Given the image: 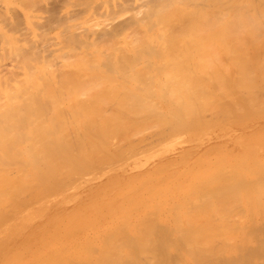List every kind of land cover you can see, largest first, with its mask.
<instances>
[{"label": "bare ground", "instance_id": "bare-ground-1", "mask_svg": "<svg viewBox=\"0 0 264 264\" xmlns=\"http://www.w3.org/2000/svg\"><path fill=\"white\" fill-rule=\"evenodd\" d=\"M53 1L55 2V0H0V219L3 218L4 224L7 222L5 225L9 223L8 220L13 225L15 222L12 221L13 218L16 219V215L24 207L28 210L24 209L25 213L32 210L33 214L36 212L35 216L39 215L45 202L51 200L47 198L51 197V194L54 196L52 192L61 188L58 186L65 187L69 184L72 187L77 184L75 182L80 180L76 177L81 175L82 170L74 177L76 172L68 169L71 168L69 164L73 161V156L77 157L72 162L74 165L78 164L77 168L80 169L81 165L82 169L90 167L89 160L100 155H95L98 148L105 153L104 155H107L110 145L111 151L117 148L123 132L114 130L129 128L126 129L129 133L121 129L128 135H122L124 138L121 136L123 142L118 145V151L115 150L123 151V156L121 152L120 156L114 153L116 157L123 158L124 153L127 156L135 155L149 147L138 142L139 134L144 135L153 128L152 140L156 136L157 140L159 134L166 135L164 130L168 126V129L172 130L174 126H178L176 124L183 127V122H186L188 117L194 118H191L194 120L193 124L198 126L204 123L201 115L199 117V113L202 114L203 111H211L209 114H213L212 118L210 117L213 122L209 128L244 130L260 125L259 121L250 124L249 118L245 116L253 114L255 110L264 111L262 108L264 75L260 74H264L261 72L264 69V0H61L57 7L60 11L57 12L56 9V15L53 9L57 1L54 6ZM215 47L218 50H214ZM219 49L221 53L218 55L215 51ZM185 52H190V56ZM196 53H200L201 56L203 54V58H199L200 54ZM222 53L224 57L221 56ZM197 57L201 62L204 61L202 65ZM224 58L229 60L227 69L230 68L229 64L230 66L233 64L231 73L236 70L235 74L227 72L225 69L227 62L223 61ZM215 61L222 66L224 64L225 71ZM196 62H199V67ZM221 70L225 73L224 76ZM214 71L217 73L212 78ZM210 77L211 81L208 82ZM205 80L208 83L204 84ZM230 81L232 83L236 81L235 86L229 84ZM230 85L234 89L231 87L230 89ZM211 87H216L213 90H218L217 94L220 95L213 92L211 94L208 90V88L212 90ZM209 93L216 96L215 99H219L215 100L211 96V104L209 101L206 103ZM159 95L162 99L158 97ZM153 96L158 97L160 101L168 96L172 99L166 100L172 101L168 103V107L173 103L171 104L173 107L177 104L176 109L174 107L172 112L170 106L167 114V106H164L163 102V107L159 106L158 109V105L161 104L157 99L153 100ZM200 97L206 100L203 101ZM191 98H196V103L198 98L199 108L202 107L200 106L202 101L208 104L209 108L203 105V109H198V105H194V99ZM150 99L151 106L155 105L156 109L151 108ZM157 101L159 104L154 103ZM140 104L145 107V113L142 107V110L139 109ZM194 107L198 109L197 112ZM212 107L215 109L210 110ZM158 110L163 113L165 110L166 114L159 111L160 115H165L164 119L157 112L155 115V111ZM223 110H227L226 113H223ZM258 111L255 113L258 114ZM147 113L150 116L154 115L153 119L148 115L151 122L148 118L147 121L151 124L148 122L146 125L147 121L144 122L143 117L140 119L143 123H139L137 128V118L139 120L142 114ZM136 114L139 117H136ZM127 117L133 118L136 121L135 125L133 124L135 121H130L131 124L129 122L131 119ZM166 117H171L175 125L171 127ZM156 118L164 121L162 124L167 122V126L158 124ZM190 118L187 121L189 125L192 121L189 122ZM155 123L158 128L160 126L159 129ZM193 124L191 127L189 125L184 127L190 129L194 127ZM131 125L134 127L131 128ZM140 125L142 127L150 125L152 128L146 127V131ZM135 127L141 132L143 129V133L135 131ZM154 127L159 130L157 135ZM70 128H73L72 131L74 128H80L79 132L83 128L85 130L83 129V133L80 132L81 135L76 132L74 137V132H71ZM91 128L94 130L99 128V136L96 134L98 131L93 135ZM149 128L151 129L148 130ZM60 129L68 132L69 139L76 138L73 139L74 143L83 140L79 141V146L84 145L81 143L85 140L86 145L91 142L92 146L88 145L90 147L88 149L84 147L86 145L81 149L76 147L78 148L76 151L81 150L79 152L82 154L74 155L75 148L71 154L72 139L69 140L66 133L58 132ZM175 129L181 131L179 127ZM172 130L170 131H176ZM130 132L139 133L138 139ZM171 132L169 134H172ZM130 134L136 138L135 141L132 142L134 138H130ZM169 134L168 137L171 136ZM109 135L114 137L112 143L115 142V138L118 139L116 135L119 136L117 140L119 143L117 141L113 143L114 145L110 143ZM148 137L145 139L151 141V137ZM164 137L166 136L161 138ZM126 138L130 145L135 144L137 140L140 146L137 143L136 146L142 145V148H139L141 151L132 152L135 145L130 148L123 140ZM102 139L108 140L106 147H102L106 152L101 150V146H105L103 143L102 145L95 143L98 145L95 150L92 142V140L101 142ZM145 139L143 141L148 143ZM162 139L158 141L162 142ZM186 139L187 137H184L177 143ZM249 141L247 143H250ZM125 142L127 145L123 146L124 151L121 150V145ZM153 142L157 144V141ZM153 142L148 144L155 145ZM77 143L74 146L78 145ZM19 145L20 147L22 145L23 149L18 148ZM127 146L133 150L129 152V149L127 153L124 148ZM260 146L261 150H264V140L260 142ZM82 148L88 152L93 148L94 155L90 152L91 159L89 153ZM83 151L88 155L89 159H85L88 162L83 160L86 157ZM168 151L166 153H170L171 150ZM59 152L62 155L61 159L69 158L71 154L72 160L69 158L65 162L61 161L58 157ZM162 153L150 150L141 161H132L131 164H126L127 166L124 164L122 168L113 169L103 176L104 178L97 176L98 184L90 183L89 188L79 194L92 195L94 202L100 204L95 209L83 207L81 210L84 219L93 218L92 222H98L107 216L110 218L99 228L78 229L81 232L71 234L68 233L71 230L69 228L66 233L62 229L61 234L50 231L47 238L41 237L33 242L36 237L34 236L30 242L36 245L26 247L24 255H9L10 252L1 251L0 264H264V156L260 154L256 159H240L236 164L227 166L215 165L213 162L214 165L209 171L200 169L198 174L200 172L202 174L197 179L186 182L182 187L168 182L166 186L169 187L166 190L165 187L161 188L160 184L155 186L152 184L151 188L144 187L143 190L135 192L131 190L122 192L123 194H120V191L119 195L107 199L108 195L119 191L116 186L124 179L120 178L121 171L129 168L130 171H136L135 175L148 171L144 165L153 160L155 154L161 157ZM112 154L113 151L108 162L107 160L104 162L106 158H102L105 167L101 165V168L109 166V161L115 157ZM104 155L101 157H105ZM99 159L97 160H102ZM99 161L93 164L95 166L91 165L96 171L99 166L96 164H101ZM113 161L116 162L115 159ZM119 161L120 158L117 162ZM60 162L68 164L69 167L66 165L64 168V164L60 166ZM60 167L67 169L69 175L71 173L68 176L75 179L74 182L71 178L75 184L69 181L68 176L63 180L62 175L65 173H62L64 170L59 172L62 169ZM72 168L75 167L72 165ZM89 169L91 173L92 168ZM99 170L101 169H98V173ZM87 175L85 177L82 174L78 178L87 180ZM133 176L132 172L127 175L128 179ZM81 181L83 182L82 179ZM69 188L70 186L66 189ZM47 191L51 194L46 193ZM44 192L46 196L50 195L46 197ZM77 196L78 193H73L67 197L74 200ZM33 204H36L37 208L32 206L34 209H28ZM48 204L50 213L68 207L66 203L56 208L53 207V202ZM119 204L121 205L118 206ZM21 214L17 216H23L22 219L28 218L29 213L25 217ZM8 216L11 218L6 220ZM33 217L31 216V219L34 220ZM63 217L70 219L67 215ZM19 219L24 223L27 221ZM16 220L18 223L16 225H19L18 219ZM3 221L0 220V234L7 233L12 235L9 238H13L14 233L11 234V231L9 234L10 230L7 232L8 227L12 225L2 228ZM32 221L30 220V223ZM86 223L89 224L88 221ZM58 227L55 225L54 229ZM70 227L72 228L71 225ZM38 228L40 229L36 227L34 230H39ZM2 238L0 236L1 241ZM7 238H3L4 241ZM22 241L25 243V238L19 244ZM5 246L7 244H4ZM2 247L3 245L0 248Z\"/></svg>", "mask_w": 264, "mask_h": 264}, {"label": "rangeland", "instance_id": "rangeland-1", "mask_svg": "<svg viewBox=\"0 0 264 264\" xmlns=\"http://www.w3.org/2000/svg\"><path fill=\"white\" fill-rule=\"evenodd\" d=\"M56 1H57V4H56ZM59 1H61V0H55V2L53 3V6H54V4H56L54 7V9H55V11H54V9H53V13L56 15V9H57V7H59L58 5H60V3H58ZM62 2V1H61ZM62 4V3H61ZM60 8H61V6H60ZM58 11L57 12H59L60 10L59 9H57ZM58 14V13H57ZM60 14V13H59ZM55 33V31H53V34ZM214 50L216 49V47L215 48H213ZM213 50V51H214ZM216 50H218V49H216ZM221 50L219 49V51H215L216 53H218V55H219V53H221L220 52ZM196 52V51H195ZM201 52V51H200ZM186 53V52H185ZM188 53V52H187ZM186 53V54H187ZM190 53V52H189ZM188 53V54H189ZM194 53V52H193ZM202 53V52H201ZM204 53V52H203ZM191 54V53H190ZM190 54L188 55V56H190ZM197 54V53H196ZM198 54H200V53H198ZM197 54V55H198ZM195 55V54H194ZM214 55V54H213ZM224 54L222 53V57H224L223 56ZM215 56V55H214ZM183 57H184V55H183ZM195 57V59H196V55L194 56ZM216 57V56H215ZM185 58H186V55H185ZM199 58H203V54H202V56H201V54L199 55ZM198 57H197V60L199 59ZM201 59H199L198 61L199 62H201ZM223 61L224 62H227V64L225 63V65L223 64ZM223 61H222V64H223V66L222 65H220V63L218 64L216 61V64H218V66H222L223 67V70H224V66L226 67L225 69H227V65H228V62H229V60L227 61L225 58L223 59ZM199 62H196L197 63V66H198V64H199ZM204 62V61H203ZM203 62H201V64L200 65H202V63ZM214 62V63H215ZM231 62V61H230ZM196 64H194V66H195ZM216 66V65H215ZM218 66H216V68H218V70H220L219 69V67ZM231 66H233V64L231 65ZM230 66V64H229V66H228V68L229 69H227V72H230L231 73V67ZM199 67V66H198ZM198 67H196V70H198L197 68ZM235 67V69L237 68L238 69V67H236V66H234ZM215 68V67H214ZM222 69V68H221ZM223 70H221L220 72H222ZM228 70H230V71H228ZM239 70V69H238ZM215 71H216V69H215ZM215 71H214V74L213 75H211V77L213 78V76H215L216 75V73H215ZM225 71V70H224ZM236 71V70H235ZM234 70L232 71V73H231V75H233V74H235L234 72H235ZM240 72V71H239ZM238 72V73H239ZM261 72H264V69H262L261 70ZM222 73H224V72H222ZM221 73V74H222ZM229 73V74H230ZM228 74V75H229ZM257 74H259V73H257ZM261 74V76L262 75H264V74H262V73H260ZM259 74V75H260ZM223 76L225 75V73L224 74H222ZM227 75V74H226ZM227 75V76H228ZM258 75V76H259ZM230 76V75H229ZM237 76V75H236ZM235 76V77H236ZM211 77H210V79H208L207 81L208 82H210L211 81ZM226 77V76H225ZM231 78H232V76H231ZM226 79H230V78H226ZM233 79H234V76H233ZM237 79V78H236ZM235 79V80H236ZM206 80L203 82L204 84L205 83H208ZM231 81H234V80H231ZM230 81V83L229 84H231L232 82ZM237 81V80H236ZM235 81V82H236ZM191 82V81H190ZM229 82V81H228ZM235 82L234 83H232L234 86H235ZM152 83V82H151ZM155 84H156V82H154ZM192 83V82H191ZM213 83V82H212ZM155 84H153L154 86H155ZM183 83H181V85H182ZM180 84H179V86H181ZM156 86H158L157 84H156ZM206 86V85H205ZM208 86H209V84H208ZM207 86V87H208ZM182 87V86H181ZM206 87V88H207ZM231 87V85L229 86V88ZM156 88V87H155ZM205 88V87H204ZM205 88V89H206ZM213 88H216V87H211V89L213 90ZM232 89H234L233 87H231ZM230 88V89H231ZM208 90L209 91H211V94H215V95H220L219 93L217 94V91L218 90H216V89H214L213 91L212 90H210L209 88H208ZM216 91V92H215ZM213 92V93H212ZM231 92H232V90H231ZM157 94V93H156ZM156 94H154L155 96H156ZM207 94V93H206ZM112 95H115V94H112ZM158 95V94H157ZM209 95H210V93H209ZM108 96H110V95H108ZM121 97H122V95H120ZM155 96H153V100L154 99H162L161 97H160V95L158 96V97H156V98H154ZM207 96V95H206ZM214 97V99H215V97L216 96H214V95H210L209 96V98H207L208 100H206L204 97H203V99H201V97H200V99L201 100H206L205 102L207 103V101H209V103L211 104V102L212 101H210V97ZM217 96V97H218ZM115 97H117V96H115ZM151 97V96H150ZM165 97V96H164ZM208 97V96H207ZM233 97H235V96H233ZM120 98V97H119ZM152 98V97H151ZM172 100V99H169V97L167 96V98H164V100L162 101H160V100H158L159 101V103L161 104V105H158V109H159V106H160V108L161 107H163V104H162V102L164 103V106H167L166 108H167V110L169 109V107L170 108H172V112H174V107H175V109H176V105L177 104H175L174 105V107L171 105V104H173V103H171V104H169V107H168V103H170V102H172V101H166V100ZM194 99V100H193ZM195 99L196 98H191V100H193L194 102H195V104L194 105H196L197 103H198V98H197V103H196V101H195ZM199 99V102L201 101ZM216 99H219V98H216ZM215 99V100H216ZM220 99H222V98H220ZM183 100H184V98H183ZM186 100V99H185ZM184 100V101H185ZM212 100H213V98H212ZM158 101L157 102H154V103H158ZM203 101L202 102H200L201 103V105L200 106H202L201 108L203 109V105L204 106H207L208 104H205V103H203ZM218 101V100H217ZM217 101H216V103H217ZM223 101V100H222ZM151 103V99L149 100V104ZM153 103V104H154ZM158 103V104H159ZM182 103V102H181ZM220 103V102H219ZM218 103V104H219ZM143 105H144V102L142 103ZM142 104H140V107H139V109L143 106ZM146 104V103H145ZM152 104V105H153ZM199 104V103H198ZM197 104V105H198ZM214 104H215V102H214ZM217 104V105H218ZM142 105V106H141ZM216 105V106H217ZM150 106H151V104H150ZM156 106H157V104H156ZM215 106V105H214ZM196 107V106H195ZM193 108L194 110L196 109V108ZM208 108H209V106H207ZM211 107V106H210ZM230 107V106H229ZM232 107V106H231ZM230 107V108H231ZM143 108V107H142ZM142 108H141V110H142ZM151 108H155L156 109V107H155V105H154V107H152L151 106ZM165 108V107H164ZM198 109H201V108H199V105H198V107H197ZM214 107H212L210 110H212ZM228 108V107H227ZM226 108V109H227ZM229 108V109H230ZM262 108H264V106H262ZM144 109H145V107L143 108V112H144ZM154 109V110H155ZM198 109H196V112H197V110ZM205 109V108H204ZM215 109V108H214ZM166 110V109H165ZM165 110H164V113L162 112V111H160V110H158V111H155V115L157 114V113H159V111L160 112H162V114H166L165 113ZM166 110V111H167ZM170 110V109H169ZM169 110L167 111V114L169 113ZM261 110V109H260ZM142 111H141V113H142ZM150 111V110H149ZM203 111V110H202ZM218 111V110H217ZM216 111V112H217ZM227 111V110H226ZM226 111H224L223 110V113H226ZM256 111H258V110H255L254 111V113L253 114H247L245 117H247V118H249L248 119V121H250L249 123L250 124H252V123H257L258 121L260 122V125L259 126H257V127H254L253 129H247V128H245L244 130L242 129V128H217V127H215V128H209V126L211 125V123L213 122V120H210L211 118H212V116H213V114L212 115H210L209 114V112H211V111H203L204 112V114H203V112H202V114L201 113H199V117H200V115H201V117H202V119L201 120H204V123H202V124H200V119H199V124L200 125H198V126H195L194 124H193V121L194 120H192V119H194V118H190V117H188V119L190 118V120H189V122H190V125H194V127L193 128H188V127H186L187 125H189V123H187V121H188V119H187V121L186 120H184V121H186V122H183V124L184 125H186L185 127L186 128H188V130H185L186 128L184 127V125H183V127L185 128H183V127H181V125H179V124H176V125H178L177 127H179V129L181 130V131H178V130H176L175 128H177L176 126H174L175 128L173 129V130H176V131H173L172 130V128L171 129H168L169 128V126L165 129V130H167V131H169L168 133H167V131H165L164 130V132L166 133V135L164 134H162L161 133V130L163 131V129H161L160 130V133L163 135V136H166V137H168L167 135L171 132L170 130H172L173 132H171L172 134H169V135H171V136H169L168 138H166V137H164L163 139L161 138V137H163L162 135H158L159 137H158V139H162V142L160 141H158V139L157 140H155V138H157V136L154 138V140H152L153 138H152V130H153V128H152V126H150V125H148V126H143L144 128H145V130H146V127H151L152 128V130H150L151 128H149L148 130H150V132H146V133H149L150 135H148L147 136V134L145 133L144 135L142 134H139V133H131V134H134V137L136 136V138H137V135L139 134V136L141 137H139V139H138V142L140 141V142H142V143H140V144H142L143 146L145 145V147L146 146H149L148 148H144L143 150L144 151H141L139 148H142V145H141V147H138V146H140V145H138L139 143H137V140H136V142H134L135 144H133L132 143V145H135V149L133 150V149H130V148H133L132 147V145H130L129 144V142L127 141L128 140V138L130 137V135H129V137L128 138H126V139H123V140H125L127 143H128V145H130V148L127 146V147H124V148H126V151H127V153H128V150H129V152L131 151V150H133L132 152H138V150L139 151H141L140 153H138V154H136L135 153V155H133V154H128V156H129V158H127L128 156H127V154H125L124 153V157H125V159H123V158H121L122 156H123V151L121 152L122 153V156L121 157H119L120 155H119V153L120 152H117L118 151V145L119 144H121L123 141H122V138H121V136L122 135H128L127 133H129V132H127V130L129 129V128H121V129H123L124 131L126 130V132L127 133H125L124 131H122L121 129L120 130H117V131H115L114 129V132H120L121 131V133H122V135L120 136L118 133H117V135H119L120 136V143H119V141H117L118 139H119V136H117L116 135V137H118V139H116L115 138V142L117 141V143H119V144H117V148L116 149H112V151H113V154H112V156L114 157H116V153H118V155L119 156H117L116 158L114 157V159H115V161L116 162H114L113 160V157H112V159L113 160H111V161H113L112 163H111V161H109L110 163H108V165L109 166H107L106 165V168H103V167H105L104 165L105 164H102V161H103V159L102 158H106V159H104V162H106V160H107V162H108V160H110L111 158H110V156L109 155H111V153H112V151H111V148H112V145H110V143H112V140H113V138H112V136L114 135H109V136H111V141H109L110 143H109V145L111 146V148H110V146L108 147V151L106 152V151H104L105 150V148L103 149L102 147H106V141H108V140H104V139H102V140H104V141H102L101 140V142H100V140L99 141H94V140H92V142H93V144H94V146L96 147L95 148V150L97 149V147H98V145L96 146L95 145V143L96 144H98V143H103V145H105V146H101V150H103V152H106L107 153V155H104L105 153H102V151H100L99 149L100 148H98L97 149V152L96 153H98V150H99V153L98 154H96L95 153V155H99V156H93L92 157V159H95V160H97V159H99V158H101L102 160L101 161H99V160H97V161H99L98 163H101V164H96V166L97 165H99L98 166V169H101V171L98 173V169H97V171H96V169H93L94 167H91V165H93V164H95V162H97V161H94V160H92L90 157H91V154L93 153V148L92 149H89L90 150V152H91V154H90V152H88V150H85V148L83 149L84 151H86L87 153H89L88 155H90L89 156V158L91 159V160H89V162H88V160H85L86 158H87V156L88 155H86V154H84L85 152L83 151V154L84 155H86V157H84V159L83 160H85V161H87L88 162V164L90 165V167L88 166V164L87 165H84L85 167L86 166H88V168L86 167V169H82L83 168V165H81V167H80V165H79V167H80V169L79 168H77L76 166H78V164L77 165H74V164H72V162L74 161V159H77V157L75 156H73V161L72 162H70V161H68V162H70V164H69V166L71 167V168H68V169H70V171L72 170L73 171V173H75L74 175V177H76L79 173H78V171H81V172H84V173H81L80 172V174L81 175H78V177L79 176H82V174L85 176V175H87L88 174V172H89V174L87 175V180H85L86 178H81L82 180H83V182L81 181V179L80 178H78V177H76V179H78V180H80V181H77V182H75V179H73L72 177V179H73V181L75 182V183H77V184H75L73 181H72V179L69 177L70 175H71V173H70V175L68 174V172L66 171V170H64V168H66V167H64V166H68V164H64V162H65V160L67 161L69 158L72 160V156H71V154H73V150H74V148H75V150L74 151H76L78 148H76V147H80V149H81V147H83L84 145H86V140L84 141V143H81L82 141L81 140H79V141H81L80 143L81 144H84V145H80L79 146V141H78V145H75L74 146V144H76V143H74L73 142V139L74 140H76V138H71L70 137V139H72L71 141H70V143L71 142H73V143H71V145H70V147H73V148H71L72 149V151H70V152H72L71 154H70V156H69V158L68 157H66V158H64L63 157V159H61V157H62V155L60 154V152H59V154H57V155H59L58 157H60V159H61V161H64L63 163L62 162H60V164H57V166L58 165H60V166H62L63 164V167H60V168H62L61 169V171L59 170V172L61 173L63 170L64 171H66V172H62V173H67V175H62V176H60V177H62L63 178V180H64V178L66 179V177L68 176L69 177V181L71 180V182H73L75 185H72V187H71V185H69L68 183H66V184H68V185H66L65 187H62L63 185H60V186H58L60 189H56L57 191H55V192H52L53 194H54V196L50 193V192H46V193H50L51 194V197H53V198H51V197H49V198H47V199H51V200H49V201H47V202H45L46 204H47V208H46V204H45V206H43L42 207V210H41V207H40V210H38L37 209V211H40V212H42V213H40L38 216L36 215H34L36 212V208H37V206H36V204L34 205H31V206H29V208L28 209H34V208H32V206H34V207H36L35 208V213L33 214V211L32 210H30L29 212H27L28 210H27V208H23L22 209V207H21V209L22 210H24V209H26L27 211V213H29V215H28V218H26L27 219V221H26V219H22V217H18L17 215H19V214H21L22 212L20 211L19 212V214H15L16 215V219H18V222H19V225H16V224H18L16 221V219H14L13 218V220L12 221H15V222H13V225L14 226H16L17 228H19V229H17L16 227H14L11 223V221L10 220H8V219H10L11 218V216L9 217H7V219L6 220H8V224L7 225H5L4 224V222L5 221H3V218H1L0 220H2L3 221V226H2V224H1V226H2V228L3 227H5V228H7L8 226H11V227H8V229H7V232L9 231V234H10V232H11V234H13V238H9V236H12V235H7V233H6V231H5V233L6 234H4V233H2L3 235H1L0 234V236L1 237H3V238H7V236H8V238L7 239H5L6 241H4V239L2 238V241L0 240V247L3 245V247L2 248H0V252L2 251V252H5V251H8V252H10L11 254H9V255H24L25 254V251H26V247L27 248H29V247H32L33 245H36V244H34V243H31L32 242V240L31 239H33V237L34 236H36V237H34V239H33V242H35V241H37V239L38 238H41V237H48L49 236V233H51L52 231L54 232V233H57V234H61V232H63V230L62 229H64V232L66 231V232H68V228L69 229H71V230H69V234H71V233H79V232H81L80 230H85V229H97V228H99L100 227V225L102 224V223H104V222H106L107 221V219L109 220L110 218H108V216H107V218H105V219H100L101 221H98V222H92V219L93 218H91V219H84V214H83V210H81L83 207L84 208H86V207H88V209L89 208H93V209H95V208H98L99 207V203H96V202H94V198H93V196L92 195H89V194H87V195H80L79 196V194H81V193H83L84 192V190H87L88 188H89V185H91L90 183H96V184H98L97 183V176H101L102 178H104L103 176H106L108 173H110L111 172V170H113V169H116V168H119V167H123V165L124 166H127L128 164H131V162L132 161H135V162H137V161H141L142 160V158H143V156H145L147 153H148V151H156V152H158V153H162L163 151H165L164 153V155H163V153L161 154V155H163V156H161V157H158V156H156V154H155V156H154V159L153 160H150V161H148L145 165H144V167H146V168H148L149 170L148 171H143V172H141V173H139V174H134V173H136V171L135 170H132V171H130V169L129 168H126V169H124L123 171H121L120 172V178H124V179H122V180H120V185H118V186H116V189H118L119 191L117 192H114V193H112V194H110V195H108V197H107V199H111V198H113V197H115L116 195H119L118 193L121 191V193L120 194H123L122 192H129V191H131L132 190V192H135V191H137V190H139V189H141V190H143V188L144 187H148V188H151L152 187V184L155 186L156 184H160V186H161V188L162 187H165V189L166 190H168V187L169 186H166L167 185V183L168 182H170V183H172V185H177L178 187H182V185L183 184H185L186 182H189V181H192V180H195V179H197L198 178V176L200 175V174H202L201 172L198 174V172H199V170L200 169H203L204 171H209L213 166L212 165H214V163H215V165L217 164V165H225V166H227L228 164H236V162H237V160H240V159H244V158H248V159H256V158H258V156H260V154H261V156H264V150H261V148H262V146H260V142L262 141V140H264V119H262V118H264V117H262V115H264V111H261V112H259L258 111V114L257 113H255ZM138 112V111H137ZM139 112H140V110H139ZM157 112V113H156ZM200 112V111H199ZM145 113V112H144ZM150 113H151V111H150ZM221 113V112H220ZM250 113H252V112H250ZM139 114V113H138ZM152 114V113H151ZM215 114H217V113H214V115ZM257 114V115H256ZM137 115V114H136ZM148 115H149V117H151L150 119H153L154 118V115L153 116H150V114L149 113H147V115H141L140 117L137 115L136 117H139V120H138V118H137V121H138V123H136V118L135 117H133V116H131V117H133V118H135V120L133 119V118H129V117H127V118H129V119H131V120H129V122L130 121H135V122H133V124L135 125V123L137 124L136 126H137V128L139 127V123H143V121L142 120H144V119H142L141 121L142 122H140V119L141 118H143V117H145V121L144 122H146L149 118H148ZM160 117L162 116V118L164 119V117H165V115H160V113L158 114ZM135 116V115H134ZM191 116H193V114H191ZM219 116V115H218ZM223 116V115H222ZM256 116V117H255ZM257 116H259V117H257ZM156 117H158V116H156ZM194 117V116H193ZM211 117V118H210ZM215 117V116H214ZM224 117V116H223ZM262 117V118H261ZM148 118V119H147ZM167 118V121H169L170 123H171V127H172V125H175V121H173L172 119H171V117H166ZM166 118H165V122H166ZM168 118H170V119H168ZM224 118H227V117H224ZM149 119V121L151 122V120ZM157 119V123L158 124H160V125H163V127H166L167 126V122H166V124H162V122L164 123V121H160V120H158V118H156ZM230 119V118H229ZM254 119V120H253ZM162 120V119H161ZM175 120V119H174ZM149 121H147V123H146V125L148 124V122ZM156 121V120H155ZM247 121V122H248ZM149 122V123H150ZM153 122H154V120H153ZM197 122V120L194 122V123H196ZM131 123V122H130ZM170 123H168V125L170 124ZM186 123V124H185ZM132 124V123H131ZM145 124V123H144ZM151 124V123H150ZM153 124V123H152ZM156 124V123H155ZM134 125H133V127H134ZM142 125V124H141ZM140 125V126H141ZM189 125V126H190ZM155 126V125H154ZM156 126H157V124H156ZM155 126V127H156ZM250 126V125H249ZM249 126H248V128H249ZM131 128H133L132 127V125L130 126ZM142 127V126H141ZM142 127V128H143ZM155 127H154V129H155ZM182 129H184V130H182ZM191 127V126H190ZM156 128H158V126L156 127ZM159 128H160V126H159ZM158 128V129H159ZM61 129H64V128H61ZM59 130L58 132H60V131H62V130ZM67 129V128H66ZM71 129V128H70ZM76 129H78L77 131H76ZM79 129L80 128H74V131H72L73 130V128L70 130L71 132H74L73 133V136H74V134H76V132L77 133H79V135H81L82 133H83V129L85 130V128H83L82 130H80V132L82 131V133H80L79 132ZM88 129H90V128H88ZM97 128H95V130L93 129V128H91V130H93V132L91 131V133H94L93 135H95V133L98 131V129L96 130ZM112 129V128H111ZM69 130V128L67 129V131ZM113 130H112V132H113ZM156 130V131H155ZM154 130V132L156 133V135L158 134V132H159V130H157V129H155ZM63 131H65V129L63 130ZM62 131V132H63ZM89 130L87 131L86 130V132H90ZM106 131V130H105ZM108 131H110L109 129H108ZM132 131H133V129H132ZM135 131H138V130H136V127H135ZM140 131V130H139ZM138 131V132H139ZM147 131V130H146ZM183 131V132H182ZM211 131V132H210ZM62 132H61V134H62ZM70 132V133H71ZM99 132L100 131H98L96 134H98V136H99ZM111 132V133H112ZM113 132V133H114ZM145 132V131H144ZM153 132V134H155ZM176 132H177V134H176ZM178 132L180 133V134H178ZM66 132H63V134H65ZM140 133H143V129H142V132L140 131ZM66 135L68 136L67 138L69 139V135H68V132L66 133ZM65 135V136H66ZM152 135V136H151ZM249 135V136H248ZM71 136V135H70ZM72 136V137H73ZM76 136V135H75ZM74 136V137H75ZM144 136V137H143ZM146 136V137H145ZM161 136V137H160ZM194 136V137H193ZM123 138L125 137V136H122ZM133 137V135H131V137L130 138H132ZM133 137V138H134ZM145 139V138H150L151 137V141H150V139H148V140H146V142H148V143H152L153 141H157V144H155L154 142V144L155 145H149L148 143H145L143 140V138ZM184 137H187V139H188V137H189V140H185V141H183V142H181V141H179L178 143H177V141L178 140H180V139H183ZM129 138V139H130ZM136 138H134V140H132V142L133 141H135V139ZM166 138V139H165ZM68 139H67V141H68ZM69 139V140H70ZM143 139V140H142ZM193 139H195V140H193ZM131 140H129L130 141V143H131ZM142 140V141H141ZM250 140V141H249ZM87 141H89V140H87ZM122 141V142H121ZM150 141V142H149ZM176 141V142H175ZM247 141H249L250 143H247ZM86 142V143H85ZM115 142H113V143H115ZM126 142H125V144L123 143V145H121L122 147V149L121 150H124L125 151V149H123V146H126L127 144H126ZM159 142V143H158ZM175 142V143H174ZM68 143H69V141H68ZM108 143V142H107ZM112 143V144H113ZM136 143H137V145L138 146H136ZM172 143H173V145H172ZM72 144H73V146H72ZM91 144V142H89L86 146H84V147H87V149L88 148H90L91 146H92V144ZM147 144V145H146ZM69 145V144H68ZM88 145L90 146V147H88ZM102 145V144H101ZM114 145V144H113ZM100 146V145H99ZM21 147H22V145H21ZM20 147V145L18 146V148H20V149H23V147L21 148ZM55 147H58V146H55ZM68 147V146H67ZM136 147L138 148L137 150H136ZM165 147V148H164ZM168 147V148H167ZM59 148V147H58ZM109 148H110V150H109ZM114 148V147H113ZM63 149H64V146H63ZM65 149H67V148H65ZM69 149V148H68ZM107 149V148H106ZM171 151H170V150ZM115 150H117V151H115ZM169 150L170 151V153H166L167 151ZM261 150V151H260ZM65 151V150H64ZM68 151V150H67ZM79 151H81V150H78V151H76V152H74V155L77 153H79V155H81L82 154V152H79ZM115 151V152H114ZM168 151V152H169ZM16 152H18V151H16ZM102 153V155H104L105 157H101L102 155H101V153ZM111 152V153H110ZM58 153V152H57ZM81 153V154H80ZM108 153H110V154H108ZM114 153L116 154V155H114ZM120 153V154H121ZM76 154V155H77ZM84 155H82V156H84ZM92 155H94V154H92ZM127 157H126V156ZM133 155V156H132ZM78 156V155H77ZM107 156H109V157H107ZM81 157V156H80ZM97 159H96V158ZM89 158H87V159H89ZM108 158V159H107ZM119 158H120V161H121V163H120V161L119 162H117L118 160H119ZM127 158V159H126ZM78 160H79V157H78ZM83 160H82V158H81V161L83 162ZM160 160H162V161H160ZM60 161V160H59ZM80 161V162H81ZM84 161V162H85ZM93 161V163H91L90 164V162H92ZM157 161H159L158 162V164L156 165V162ZM103 162V163H104ZM128 162V163H127ZM212 162V163H211ZM214 162V163H213ZM217 162V163H216ZM75 163V162H74ZM86 163V162H85ZM73 165V167H75L74 169L72 168V165ZM107 164V163H106ZM112 164V165H111ZM127 164V165H126ZM101 165L103 166L102 168H103V170H102V168H101ZM154 165H155V167H154ZM11 166V165H10ZM68 166V167H69ZM93 166H95V165H93ZM112 166H114V167H112ZM11 167H13V166H11ZM100 167V168H99ZM205 167V168H204ZM59 168V169H60ZM89 168H92L91 169V173H90V169ZM10 169H12V168H10ZM76 169V171H74ZM87 169H89V171H84V170H87ZM94 170H95V172H94ZM69 171V172H70ZM132 172V175H134L133 177H131V178H129L128 179V177H127V175L128 174H130ZM95 175H94V174ZM98 173V174H97ZM92 174V175H91ZM102 174V175H101ZM94 175V176H93ZM154 175V176H153ZM57 176H59V175H57ZM65 176V177H64ZM185 176H189V178H184ZM86 177V176H85ZM97 177V178H96ZM125 177H127V178H125ZM144 178V179H143ZM149 178V179H148ZM68 179V178H67ZM89 179H91V180H89ZM88 180H89V182H88ZM66 181V180H65ZM68 181V180H67ZM66 181V182H67ZM68 181V182H69ZM129 181V183H126V182H128ZM71 182H69L70 184H72ZM80 182V183H79ZM65 183V182H64ZM126 183V184H125ZM65 185V184H64ZM70 186V188L69 189H66V188H68V187ZM77 186V187H76ZM63 188H64V190H63ZM76 188V189H75ZM62 189V190H61ZM66 189V190H65ZM102 189V188H101ZM136 189V190H135ZM62 191V192H60V191ZM59 192V193H58ZM56 193V194H55ZM73 193H78V196H77V198H75L74 200L73 199H71V198H69V197H67L68 195H70V194H73ZM44 194H45V192H44ZM50 194H47L48 196L50 195ZM45 196H46V194H45ZM48 196H46V197H48ZM64 198V199H63ZM120 199V198H119ZM51 203V202H53V207L54 208H56L57 206H61L62 204H64V203H66L67 204V206L68 207H66V208H63V209H60V210H58L57 212H54L53 211V213H50V211L48 210V207H49V204L48 203ZM37 205H38V203H37ZM44 205V204H43ZM121 204H119L118 206H120ZM31 207V208H30ZM44 207L46 208V209H44ZM20 208V207H19ZM17 209V208H16ZM18 211V210H17ZM60 211V212H59ZM31 212H32V214H31ZM14 213H15V211H14ZM24 213H25V210H24V212L21 214V215H24ZM27 213H25V215H24V217L25 216H27ZM39 213V212H38ZM112 213H114L113 211H112ZM33 217V215L35 216V218H34V220L33 219H31V216ZM64 215H67V216H69V218L70 219H68V218H66V219H64ZM30 216V217H29ZM12 217H13V215H12ZM18 217V218H17ZM19 218H21L22 219V221H26L25 223L24 222H21V220L19 219ZM99 219V218H98ZM113 219V218H112ZM5 220V219H4ZM30 220L32 221L31 223H30ZM70 221H71V223H70ZM85 221V222H84ZM86 221H88V223L89 224H87L86 223ZM21 223H23V224H21ZM84 223H86V225H84ZM10 224V225H9ZM45 224V225H44ZM67 224V225H66ZM44 225V226H43ZM55 225H58L59 227L58 228H55L54 229V226ZM70 225L72 226V228L70 227ZM20 226V227H19ZM36 227H40V229L39 230H34ZM14 228V229H13ZM12 229V230H11ZM15 229H17L16 231H15ZM78 229H80V230H78ZM19 231V232H18ZM31 231H33V233L31 232ZM35 231V232H34ZM51 231V232H50ZM18 232V233H17ZM65 232V233H66ZM31 234L30 236L28 235V234ZM36 234V235H35ZM63 234V233H62ZM28 235V236H27ZM15 236V237H14ZM27 237V238H26ZM24 238H25V243H24V241H22V243H20L19 244V242L23 239L24 240ZM36 238V239H35ZM27 239V240H26ZM12 240V241H11ZM31 241V242H30ZM9 243V244H8ZM18 243V244H17ZM2 244V245H1ZM4 244L6 245L7 244V246H5L4 247ZM17 246V247H16ZM15 247V248H14ZM64 247H65V245H64ZM4 248V249H3Z\"/></svg>", "mask_w": 264, "mask_h": 264}]
</instances>
